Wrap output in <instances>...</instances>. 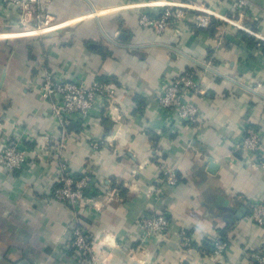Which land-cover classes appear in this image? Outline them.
Listing matches in <instances>:
<instances>
[{
    "label": "crops",
    "instance_id": "crops-1",
    "mask_svg": "<svg viewBox=\"0 0 264 264\" xmlns=\"http://www.w3.org/2000/svg\"><path fill=\"white\" fill-rule=\"evenodd\" d=\"M159 1L179 2L43 0L54 21L42 32L17 28L12 8L0 13V142L28 153L21 170L0 167V264H88L70 244L76 219L97 264H259L264 227L251 221L249 204L264 200V167H251L236 141L258 131L255 159L264 161V44L217 19L213 33L185 20L156 34L138 19ZM184 1L264 36V0H248L242 12L236 0ZM51 65L119 88L112 111L66 126L59 155L60 130L39 94ZM191 66L202 83L191 98L200 123L170 133L155 97ZM94 139L106 145L95 150ZM59 158L76 178H92L77 212L52 198ZM171 169L175 185L165 181ZM151 213L170 219L164 239L144 238L139 221ZM181 229L190 247L181 246ZM216 239L228 243L222 254L212 251Z\"/></svg>",
    "mask_w": 264,
    "mask_h": 264
},
{
    "label": "built area",
    "instance_id": "built-area-1",
    "mask_svg": "<svg viewBox=\"0 0 264 264\" xmlns=\"http://www.w3.org/2000/svg\"><path fill=\"white\" fill-rule=\"evenodd\" d=\"M178 1L153 3L150 7L153 10L140 14L139 25L161 34L181 21L188 20L197 28L207 29L212 19H217L250 34L264 44V36L239 24L235 19L221 15L204 5ZM42 3L43 0H0V13L5 7L12 8L17 13L18 21L15 24L17 28L42 32L54 21L53 16L43 10ZM248 4V0H236L232 8L235 12H242ZM165 80L155 97L158 105L166 113L162 128L170 133H176L179 123L191 126L199 124L198 108L191 101L193 95L202 92L199 77H195L192 72L184 71ZM118 89L113 81L97 79L87 81L82 77L68 74L58 65H51L44 71L39 94L41 99L48 103L51 115L60 130L59 142L55 147L57 155L64 146L66 126L71 124L84 127L89 119L103 117L108 110L112 111L118 103ZM104 145L106 142L98 139L90 143L95 150ZM261 148L260 135L253 129H247L236 141V150L252 158L250 166L253 168L264 167V161L255 159L260 155ZM27 157L28 153L18 142H0V167L5 171L21 170L27 162ZM164 174L168 185L177 184L174 170H166ZM57 183L51 193L54 200L68 205L76 212L82 208L83 203L89 201L86 191L92 184L91 176L84 174L76 178L60 158ZM249 217L254 224L264 227V200L249 204ZM139 222L144 238L164 239L171 227V221L164 213L145 214ZM179 239L182 247H190L192 244V236L185 229L179 231ZM70 244L75 251L86 255L88 264H97V259L92 253V241L83 227L79 226L77 219L72 228ZM211 247L214 254H222L226 251L228 243L216 239L212 241ZM254 257L259 264H264V252L257 253Z\"/></svg>",
    "mask_w": 264,
    "mask_h": 264
},
{
    "label": "trees",
    "instance_id": "trees-1",
    "mask_svg": "<svg viewBox=\"0 0 264 264\" xmlns=\"http://www.w3.org/2000/svg\"><path fill=\"white\" fill-rule=\"evenodd\" d=\"M215 22H216V21L212 20L210 27H208L207 29L198 28V29H196V30H198V31H204L205 33H210V32L213 33V30H214V28H215ZM249 41H252V40L250 39ZM194 70H195V68H194L193 66H191V67H188V68L186 69V72H190V73L192 72V73L195 74V71H194ZM195 77H197L196 74H195ZM225 242H226V241H225Z\"/></svg>",
    "mask_w": 264,
    "mask_h": 264
},
{
    "label": "water",
    "instance_id": "water-1",
    "mask_svg": "<svg viewBox=\"0 0 264 264\" xmlns=\"http://www.w3.org/2000/svg\"><path fill=\"white\" fill-rule=\"evenodd\" d=\"M68 126H71V124H68L67 127H68Z\"/></svg>",
    "mask_w": 264,
    "mask_h": 264
}]
</instances>
